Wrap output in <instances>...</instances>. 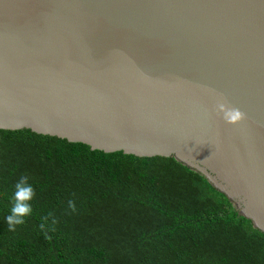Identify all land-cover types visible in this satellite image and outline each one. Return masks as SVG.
Segmentation results:
<instances>
[{"label":"water","instance_id":"95a60500","mask_svg":"<svg viewBox=\"0 0 264 264\" xmlns=\"http://www.w3.org/2000/svg\"><path fill=\"white\" fill-rule=\"evenodd\" d=\"M0 128L174 156L264 231V0H0Z\"/></svg>","mask_w":264,"mask_h":264},{"label":"trees","instance_id":"16d2710c","mask_svg":"<svg viewBox=\"0 0 264 264\" xmlns=\"http://www.w3.org/2000/svg\"><path fill=\"white\" fill-rule=\"evenodd\" d=\"M21 175L32 212L10 231ZM0 264H264V231L174 156L0 128Z\"/></svg>","mask_w":264,"mask_h":264},{"label":"clouds","instance_id":"9594fccd","mask_svg":"<svg viewBox=\"0 0 264 264\" xmlns=\"http://www.w3.org/2000/svg\"><path fill=\"white\" fill-rule=\"evenodd\" d=\"M223 109V118L229 123H236L244 119L245 114L238 108H229L220 105ZM35 195L33 185L29 182L27 175H21L14 185V192L12 194V206L10 213L4 217L7 227L10 231H14L17 225L25 222V217L32 212L31 201ZM72 206V202L69 201ZM44 227L43 224L40 226Z\"/></svg>","mask_w":264,"mask_h":264}]
</instances>
